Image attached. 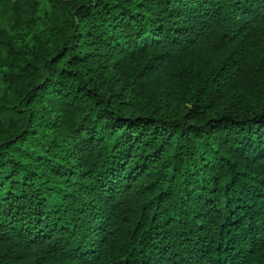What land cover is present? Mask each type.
Segmentation results:
<instances>
[{
  "label": "trees",
  "instance_id": "1",
  "mask_svg": "<svg viewBox=\"0 0 264 264\" xmlns=\"http://www.w3.org/2000/svg\"><path fill=\"white\" fill-rule=\"evenodd\" d=\"M0 264H264V0H0Z\"/></svg>",
  "mask_w": 264,
  "mask_h": 264
}]
</instances>
